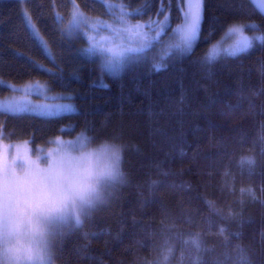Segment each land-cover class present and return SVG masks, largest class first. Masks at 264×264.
I'll use <instances>...</instances> for the list:
<instances>
[{
    "label": "trees",
    "instance_id": "obj_1",
    "mask_svg": "<svg viewBox=\"0 0 264 264\" xmlns=\"http://www.w3.org/2000/svg\"><path fill=\"white\" fill-rule=\"evenodd\" d=\"M146 3L0 0V98L40 81L77 106L54 118L0 111V139L27 142L43 161L60 138L127 146L114 190L57 239V264H264V44L206 62L233 24L253 22L264 34V18L248 0H206L189 52L175 6L166 31V21L144 19ZM74 5L137 25L146 47L106 73L67 28Z\"/></svg>",
    "mask_w": 264,
    "mask_h": 264
},
{
    "label": "rangeland",
    "instance_id": "obj_2",
    "mask_svg": "<svg viewBox=\"0 0 264 264\" xmlns=\"http://www.w3.org/2000/svg\"><path fill=\"white\" fill-rule=\"evenodd\" d=\"M252 25L257 24L253 22L233 24L232 26L241 27L242 33L230 32L228 29L219 41L210 46L207 56L214 47L217 50V59L229 56L228 50L239 47L242 37L249 38L250 49L260 43L256 38L264 34L258 28L250 27ZM185 27L186 24L183 22L179 36L186 48ZM67 28L71 34L79 35L86 41L87 54L98 58L102 69L110 74L120 73L133 55L146 47L142 30L137 25L117 19L90 16L76 5L72 6ZM240 53L242 52L238 54ZM11 88L12 92L8 96L0 98V111L11 114L32 112L48 118L72 113L67 110V105L75 109L73 112L77 111L71 96L51 92L44 82L34 81ZM88 143L90 140L85 135L60 138L56 141L57 145L64 146L66 152L82 151ZM43 156L44 161L34 157L27 142H7L0 139V222L9 223L18 214L29 211L60 213L54 223L58 239L65 230L80 226L83 217L101 201L89 205L80 199V195L92 180L91 173L86 176L78 169H65L62 164L64 153L53 155L51 148L45 151ZM58 160L61 163H58ZM50 164L55 166L57 177ZM119 179L108 180L101 185L103 199L114 190ZM7 189L21 203L14 204Z\"/></svg>",
    "mask_w": 264,
    "mask_h": 264
},
{
    "label": "clouds",
    "instance_id": "obj_3",
    "mask_svg": "<svg viewBox=\"0 0 264 264\" xmlns=\"http://www.w3.org/2000/svg\"><path fill=\"white\" fill-rule=\"evenodd\" d=\"M50 147L53 155L64 153L65 169H78L86 176L91 173L92 180L80 195L86 204L102 202L101 185L124 175L122 165L127 146L117 138L88 143L79 152H66L64 146L54 141ZM60 215L29 211L18 214L9 223L0 222V264H57L54 223Z\"/></svg>",
    "mask_w": 264,
    "mask_h": 264
},
{
    "label": "snow or ice",
    "instance_id": "obj_4",
    "mask_svg": "<svg viewBox=\"0 0 264 264\" xmlns=\"http://www.w3.org/2000/svg\"><path fill=\"white\" fill-rule=\"evenodd\" d=\"M127 3L128 0H125ZM139 3L140 0H137ZM232 2V0H229ZM206 0H148V3L145 4V8L147 11L144 12V19L148 21L155 20L159 23L161 20L166 21L169 25L166 31L171 29L173 25L172 20V11L173 6H175V12L177 13V17L175 23H179L183 20L186 24L184 31V41L186 45V50L189 52L194 48L195 43L200 39V33L202 31L203 19H204V4ZM248 3L252 4V6L256 9L257 14L264 18V0H248ZM148 4L153 5V7H148ZM131 7V5H129ZM253 29L258 28V25L250 26ZM230 32H238L242 33L243 29L241 27L232 26L229 28ZM211 34V32L209 33ZM257 41L261 44H264V36H258ZM239 47L228 50L229 56H235L239 52H246L250 49V41L247 37H242V40ZM217 59V50L214 47L211 53L206 57V62L211 65ZM166 68H152L153 73H159L160 71H166ZM46 71V70H44ZM114 71H118L114 69ZM94 86V85H93ZM103 90H108L109 85L106 83L102 86ZM181 94L176 101V104L183 105L187 99V93L183 88L181 83ZM67 110L69 112L75 111V109L71 105H67Z\"/></svg>",
    "mask_w": 264,
    "mask_h": 264
}]
</instances>
